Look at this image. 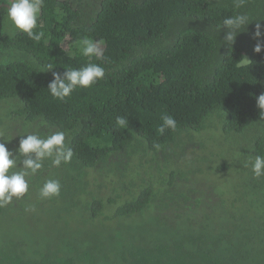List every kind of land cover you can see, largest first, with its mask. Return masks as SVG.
Wrapping results in <instances>:
<instances>
[{
    "label": "trees",
    "instance_id": "16d2710c",
    "mask_svg": "<svg viewBox=\"0 0 264 264\" xmlns=\"http://www.w3.org/2000/svg\"><path fill=\"white\" fill-rule=\"evenodd\" d=\"M6 4L0 143L15 156L21 136L63 131L74 155L58 168L46 160L25 197L0 207V264H264V177L251 172L264 156V50L253 51L264 0H44L39 42L5 31ZM237 14L250 23L229 44L223 20ZM83 37L102 58L80 54ZM89 62L102 80L50 96L53 72ZM162 114L175 131L157 134ZM226 148L246 159L238 197L206 177L226 181L224 165L202 163ZM47 179L60 181L58 197L40 198Z\"/></svg>",
    "mask_w": 264,
    "mask_h": 264
},
{
    "label": "clouds",
    "instance_id": "9594fccd",
    "mask_svg": "<svg viewBox=\"0 0 264 264\" xmlns=\"http://www.w3.org/2000/svg\"><path fill=\"white\" fill-rule=\"evenodd\" d=\"M44 0H7L5 8V19L11 25L12 35L17 33L26 34L35 42L41 41L43 32L35 31L38 28V21ZM247 15L237 14L223 20V27L227 29L225 41L229 44L235 39L238 32L248 25ZM260 24H256V31L253 37L259 39L261 36ZM80 54L91 60L92 57L102 58V51L99 41L83 37L77 41ZM264 50V44L257 42L253 48L254 53L259 54ZM247 61V60H245ZM248 62V61H247ZM51 63L45 66L42 72L52 70ZM63 74L53 72L52 80L47 85V92L58 101L64 102L77 88H90L105 76V69L96 63H87L79 68H64ZM256 106L260 110L261 118L264 119V93L256 98ZM162 123L157 128V134L163 135L166 130L175 131L177 122L173 116L161 115ZM128 120L118 116L115 125L120 128H127ZM16 155L0 143V207L10 204L15 199L25 197L29 189L26 177L37 174L46 160H50L53 167L67 165L73 158V150L65 143L66 134L63 131H56L46 136L36 133L21 136ZM154 147L159 148L156 144ZM17 155L23 157L19 166ZM251 172L254 178L264 177V156L256 155L251 158ZM61 191V183L58 179H47L39 189L41 199L58 197ZM31 210V209H29Z\"/></svg>",
    "mask_w": 264,
    "mask_h": 264
},
{
    "label": "rangeland",
    "instance_id": "374dc122",
    "mask_svg": "<svg viewBox=\"0 0 264 264\" xmlns=\"http://www.w3.org/2000/svg\"><path fill=\"white\" fill-rule=\"evenodd\" d=\"M5 31L7 33H12L11 25L8 24V22L6 23ZM64 50H68L67 45L64 46ZM5 54L6 57L3 59L4 62L9 61V59H14V55L12 53ZM9 124L10 120H7L5 123L1 124V127L7 128ZM13 126L15 127L16 124H13ZM202 163L208 164L211 167H213L216 163H218V165L222 164V166H225V170H227L226 181H223L222 178L213 177L212 174H208L206 175V177H208V179L215 186L229 193L230 195L238 197V188L240 187V185H246L247 187H250V177L244 170L246 159L240 154L236 155V152L232 148H226L223 154L213 161H204Z\"/></svg>",
    "mask_w": 264,
    "mask_h": 264
}]
</instances>
